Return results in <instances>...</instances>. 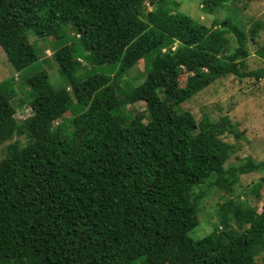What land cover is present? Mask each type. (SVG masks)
Masks as SVG:
<instances>
[{"label":"trees","instance_id":"obj_1","mask_svg":"<svg viewBox=\"0 0 264 264\" xmlns=\"http://www.w3.org/2000/svg\"><path fill=\"white\" fill-rule=\"evenodd\" d=\"M226 1L205 0L204 11ZM178 6L0 0V45L28 87L20 97L13 76L0 82V264H261L264 204L259 212L240 195L226 199L219 224L197 241L189 235L206 195L195 189L232 195L242 175L264 174V160L232 162L226 136L239 139L238 124L197 120L182 104L218 78L259 80L264 68L249 69L244 29L228 19L206 25ZM261 27H251L253 41ZM31 32L56 38L63 83L46 70L26 75L42 54ZM140 61L145 79L124 87ZM27 102L34 110L18 120ZM137 102L145 108L128 111ZM257 186L259 195L264 175Z\"/></svg>","mask_w":264,"mask_h":264},{"label":"rangeland","instance_id":"obj_2","mask_svg":"<svg viewBox=\"0 0 264 264\" xmlns=\"http://www.w3.org/2000/svg\"><path fill=\"white\" fill-rule=\"evenodd\" d=\"M175 1L179 2L178 11L204 22L206 25H212L215 20L228 19L244 29L248 34L247 47L250 51V57L247 59V64L249 69L264 68V57L258 53V49L264 45V0H227L223 4L216 6L212 13L204 11L205 0ZM146 7L148 9L153 8L149 4ZM256 22H259L262 27L257 40L253 41L250 36V29ZM228 36L232 46L235 44V38L232 34ZM66 38L70 37L64 36V39ZM29 39L42 49V54L41 61L35 62L25 74L46 70L50 75L51 82L54 84L57 81L63 83V79L59 81V65L54 59V52L57 48L56 38L44 37L43 39L31 32ZM97 70L102 71L103 66L97 68ZM143 75L144 62L140 61L121 77L120 82L124 87H126L127 80L137 85L145 79ZM12 76L15 79L20 97H25L28 93V87L18 83L23 82L25 79L22 78L23 73L20 74L14 70L6 52L0 45V82ZM186 77V73L181 75V85H184ZM145 106L144 102H137L129 105L127 109L128 111L139 112ZM182 108L190 110L197 120L202 118L203 113L208 114L213 120H218L220 117L228 115L233 122L238 124V128L243 132V135L239 139H236L233 135L226 136V140L235 143L237 148L236 153L230 159L232 162H239L247 156H251L256 160H264V77L259 80H242L233 75L218 78L207 88L184 102ZM33 110L32 102H27L18 109L16 117L21 120L31 114ZM65 116H71V112H68ZM15 137L21 138L25 142L24 136ZM7 143L0 144V159L4 156ZM263 175L260 172L242 175L232 195L217 187H208V184L197 187L195 189L196 192L203 189L206 191V195L200 206L199 224L189 232L190 237L197 241L207 235L215 223H220L218 214L220 205L229 198L237 200V195H240L239 199L245 200L260 212L264 204V186L260 187L259 195H257L256 189L258 187L257 182ZM232 223L233 226H236L234 221ZM258 260L261 264H264V255L259 256Z\"/></svg>","mask_w":264,"mask_h":264}]
</instances>
